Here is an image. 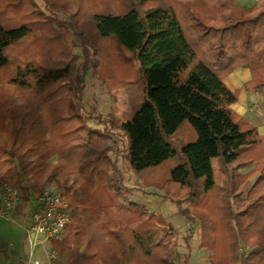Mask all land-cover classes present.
<instances>
[{
    "label": "trees",
    "instance_id": "obj_1",
    "mask_svg": "<svg viewBox=\"0 0 264 264\" xmlns=\"http://www.w3.org/2000/svg\"><path fill=\"white\" fill-rule=\"evenodd\" d=\"M44 1L48 12L35 4V19L23 10L30 0L0 8V70L15 66L9 82L0 76V182L20 190L22 207L46 187L69 200L74 223L54 243L65 264H191L197 222L211 264H264V151L253 170L239 171L263 137L231 107L239 91L225 81L249 69L250 88L264 96V0ZM69 33L81 40V60ZM97 39H115L145 82L142 103L120 125L129 166L179 160L162 188L190 224L182 263L180 229L132 199L108 129L88 127L82 115ZM58 48L60 57L35 58ZM73 118L78 125L60 128ZM186 122L196 136L177 146L173 136ZM216 162L229 169L220 208Z\"/></svg>",
    "mask_w": 264,
    "mask_h": 264
},
{
    "label": "rangeland",
    "instance_id": "obj_2",
    "mask_svg": "<svg viewBox=\"0 0 264 264\" xmlns=\"http://www.w3.org/2000/svg\"><path fill=\"white\" fill-rule=\"evenodd\" d=\"M5 1L6 0H0V8L4 6ZM8 1L16 3L18 4L17 6L21 7L19 0ZM30 1L32 2V5L26 4L23 8L29 19H35L37 14L39 15L38 9L34 7L35 4L40 10L48 12L44 0ZM236 1L240 4H252L255 0ZM76 2V0H72V4H76ZM62 16L63 14L59 15L60 18H63ZM58 29L62 30L60 27H58ZM67 40L73 47V53L81 60L83 57L81 40L75 36L74 33H69L67 35ZM56 41L60 48V41ZM96 45L97 48L94 58L97 61V65L89 69L86 75L85 97L82 100V115L84 119H86L88 127L96 128V130L103 128L108 129L107 131L110 138L108 143L115 144V150L118 153V160L121 164L120 169L125 177V184L128 186H135L136 192L133 194L132 199L145 203L152 211L161 212L167 217V219L170 218L174 227L180 229L181 236L179 239V252L177 254V260L182 263L184 254L187 251L184 236L187 233L190 224L187 218L178 212V205L164 196L165 191L162 188L170 178L171 168L175 166L179 160L177 157H173L160 165L149 167L142 171H135L129 166L127 160L129 142L120 125L123 121L131 117L134 111L142 103L144 98L145 82L139 73L138 61L133 58L130 60L123 58V56L127 53L125 49L115 41V39H97ZM59 48L58 51L53 52H37L35 54V58L45 63L49 58L60 57ZM22 56L23 54L18 55V57ZM27 56L28 54H25V57ZM78 64L79 63H77V65ZM14 68L15 66L11 65L0 70V76L5 82H9L12 76L15 75ZM8 108L9 106L5 104L2 110L6 112L8 111ZM90 114L95 116L90 118ZM100 118H102V121ZM68 125H78V118H73L70 121L63 122L60 128ZM195 133L196 132L192 126L186 122L179 129L178 133L173 136V139L178 146V143L188 142L195 138ZM263 151L264 139L257 147H254L252 150L247 151L243 155L244 159L252 161L250 165L240 168L239 171L246 174L253 170L257 164V159ZM66 155H68L69 158L71 157L70 150L66 149ZM51 160L55 161L56 157ZM216 171L218 184L212 194V198L215 205L220 208L222 191L224 184L228 181L229 169L223 166L220 162H216ZM37 205V193L31 194L29 198H27L25 207L20 210H25V212H27H24V219L29 220V223L32 220L33 213L36 211L35 209L38 208ZM0 222L2 224L8 223L1 219ZM195 230L196 232L192 241L191 264H211L208 251L205 248L199 247L201 236L199 222L196 223ZM17 231L20 239L22 240L24 235L23 229L17 227ZM35 253L36 257H43L44 259L45 253L42 254L39 247H37ZM61 257H63V264H65L66 257L63 255H61Z\"/></svg>",
    "mask_w": 264,
    "mask_h": 264
},
{
    "label": "built area",
    "instance_id": "obj_3",
    "mask_svg": "<svg viewBox=\"0 0 264 264\" xmlns=\"http://www.w3.org/2000/svg\"><path fill=\"white\" fill-rule=\"evenodd\" d=\"M20 190L8 182H0V217L12 220L14 212L22 204ZM38 208L33 213L31 224L26 227L27 240L31 249L27 264H42L33 258V249L43 246L45 257L49 262L61 258L54 247L55 242L63 241L74 223L73 207L68 199L57 193L52 187H46L37 194Z\"/></svg>",
    "mask_w": 264,
    "mask_h": 264
},
{
    "label": "crops",
    "instance_id": "obj_4",
    "mask_svg": "<svg viewBox=\"0 0 264 264\" xmlns=\"http://www.w3.org/2000/svg\"><path fill=\"white\" fill-rule=\"evenodd\" d=\"M235 3L240 4L236 0ZM250 78L251 74L249 69L239 68L233 71L225 81L232 89H237L239 91L238 101L232 104L231 107L238 113L245 115L255 124L264 139V96L250 88ZM111 154L118 155L116 150H113ZM22 205H24V200L14 212L12 220H6L0 217L1 220L8 222L7 224H2L0 222V264H27L29 261L31 249L27 240L26 227H28L31 222L29 223V220L24 219L25 210L20 211L23 208ZM168 223L172 224L170 218H168ZM17 227L23 229L24 235L22 240L20 239ZM37 247L41 249V253L43 254V246L38 245ZM37 247L33 249L34 259H39L42 264H63V257L52 263L49 262L46 257H44V259L43 257H36L35 252Z\"/></svg>",
    "mask_w": 264,
    "mask_h": 264
}]
</instances>
